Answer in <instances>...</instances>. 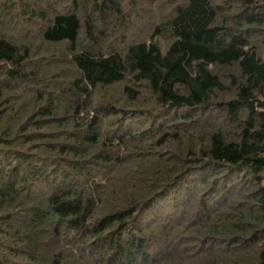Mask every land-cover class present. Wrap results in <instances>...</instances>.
<instances>
[{
	"label": "trees",
	"instance_id": "trees-1",
	"mask_svg": "<svg viewBox=\"0 0 264 264\" xmlns=\"http://www.w3.org/2000/svg\"><path fill=\"white\" fill-rule=\"evenodd\" d=\"M0 264H264V0H0Z\"/></svg>",
	"mask_w": 264,
	"mask_h": 264
}]
</instances>
